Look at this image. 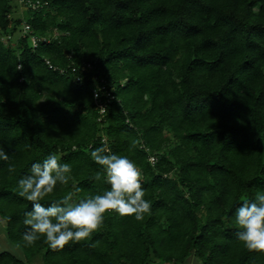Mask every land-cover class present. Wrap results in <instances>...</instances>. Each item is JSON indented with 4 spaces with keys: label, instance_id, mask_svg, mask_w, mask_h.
<instances>
[{
    "label": "trees",
    "instance_id": "1",
    "mask_svg": "<svg viewBox=\"0 0 264 264\" xmlns=\"http://www.w3.org/2000/svg\"><path fill=\"white\" fill-rule=\"evenodd\" d=\"M20 8L0 0V149L9 157L0 159V215L26 257L5 250L0 264L40 253L44 264H182L192 253L202 264H264L236 236V209L264 192V0H49L15 15ZM84 60L96 62L83 70ZM94 75L121 98L102 121ZM102 141L141 170L151 213H107L98 232L63 250L44 236L26 246L32 202L19 180L55 154L72 179L44 206L103 194L110 185L93 179L102 170L90 155Z\"/></svg>",
    "mask_w": 264,
    "mask_h": 264
},
{
    "label": "clouds",
    "instance_id": "2",
    "mask_svg": "<svg viewBox=\"0 0 264 264\" xmlns=\"http://www.w3.org/2000/svg\"><path fill=\"white\" fill-rule=\"evenodd\" d=\"M22 68V64L16 66L17 70ZM102 144L90 155L102 170L97 171L93 179L105 180L110 185V190L103 194L73 203V193H68L44 206L41 201L54 192L58 183L67 185L72 179L71 166L61 164L55 154H50L42 163H33L31 174L19 180L18 195L32 202V209L23 221L28 226L23 235L26 246H34L44 236L53 251L63 250L70 243L88 240L98 232L107 213L134 217L137 221L151 213L152 205L145 199L141 170L128 157L112 153L106 141ZM138 144L137 139L130 141L132 149ZM0 159H9L2 149ZM8 170L15 172V166L9 165ZM236 223L241 229L236 233L237 239L250 251L264 252V192H258L254 201L243 200L236 209Z\"/></svg>",
    "mask_w": 264,
    "mask_h": 264
},
{
    "label": "built area",
    "instance_id": "3",
    "mask_svg": "<svg viewBox=\"0 0 264 264\" xmlns=\"http://www.w3.org/2000/svg\"><path fill=\"white\" fill-rule=\"evenodd\" d=\"M49 0H19V4L20 7L23 9H38L46 4H48ZM31 31V27L30 24L26 21H23L21 24V33L22 34H26L27 32ZM10 37V35H3L2 38L4 40H7ZM44 40L49 39L48 37H43ZM31 40L33 42L34 45H36L38 43L39 40V36L32 33L31 34ZM46 62L49 64L50 67H52L53 69H58L62 72H66L68 71L69 67H65V66H59V65H55L49 58L46 59ZM95 60H84L83 61V70L85 68H92L95 64ZM78 67L77 65H74L71 67L74 71H78ZM81 75L77 74V79H80ZM93 85H92V89H93V93H94V100L96 103V106L98 108L99 111V116L98 119L100 121H102L105 117V113L107 111V108L109 106V104L111 103V101L114 98H117L119 101H121L120 97H117L116 94L113 92V87H111L108 83V81L104 78V77H100L98 75H94L93 76ZM103 139H105V137H103ZM142 147L146 150H150V147L147 146L145 143L142 145ZM149 160L155 164L156 161L158 160V156L155 153H150L149 155Z\"/></svg>",
    "mask_w": 264,
    "mask_h": 264
},
{
    "label": "crops",
    "instance_id": "4",
    "mask_svg": "<svg viewBox=\"0 0 264 264\" xmlns=\"http://www.w3.org/2000/svg\"><path fill=\"white\" fill-rule=\"evenodd\" d=\"M5 238H8L7 231L5 228V220L0 215V239L5 240ZM5 250H8V249L0 250V252L5 251ZM8 251H11V250H8ZM11 252H13V251H11ZM13 253L15 255L19 256L20 258H23V259H25V257H26L25 252H23V251H22V253H19V254H18V252H13ZM197 258L198 257L196 256V254L192 253L187 258V260L182 264H202ZM25 264H44V261H43L42 255L37 254L33 258H31L29 261H27Z\"/></svg>",
    "mask_w": 264,
    "mask_h": 264
},
{
    "label": "rangeland",
    "instance_id": "5",
    "mask_svg": "<svg viewBox=\"0 0 264 264\" xmlns=\"http://www.w3.org/2000/svg\"><path fill=\"white\" fill-rule=\"evenodd\" d=\"M22 10L25 11L26 9L20 8L19 10H17L15 12V15H23L24 12ZM3 249H8V250H11L13 252H18V254L22 253V251L25 252L19 244H17L16 242H14L8 238H5V240L0 239V250H3ZM38 255H42V254L40 253ZM197 259L200 261L199 258H197ZM151 264H156V263L153 262Z\"/></svg>",
    "mask_w": 264,
    "mask_h": 264
}]
</instances>
